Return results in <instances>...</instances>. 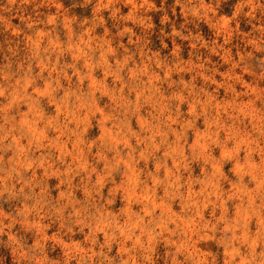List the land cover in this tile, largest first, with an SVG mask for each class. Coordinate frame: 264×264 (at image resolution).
<instances>
[{
	"label": "rangeland",
	"instance_id": "374dc122",
	"mask_svg": "<svg viewBox=\"0 0 264 264\" xmlns=\"http://www.w3.org/2000/svg\"><path fill=\"white\" fill-rule=\"evenodd\" d=\"M0 264H264V0H0Z\"/></svg>",
	"mask_w": 264,
	"mask_h": 264
}]
</instances>
